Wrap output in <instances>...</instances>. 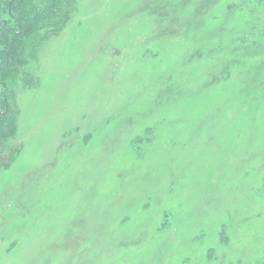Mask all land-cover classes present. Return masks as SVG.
I'll list each match as a JSON object with an SVG mask.
<instances>
[{
  "label": "rangeland",
  "instance_id": "374dc122",
  "mask_svg": "<svg viewBox=\"0 0 264 264\" xmlns=\"http://www.w3.org/2000/svg\"><path fill=\"white\" fill-rule=\"evenodd\" d=\"M76 1L15 91L0 264H262L264 35L205 52L250 1L206 27L202 0Z\"/></svg>",
  "mask_w": 264,
  "mask_h": 264
},
{
  "label": "trees",
  "instance_id": "16d2710c",
  "mask_svg": "<svg viewBox=\"0 0 264 264\" xmlns=\"http://www.w3.org/2000/svg\"><path fill=\"white\" fill-rule=\"evenodd\" d=\"M183 0H173L169 8V18L172 14L179 13L184 9L180 4ZM249 3L239 6L240 14L247 15L251 21H257L258 27H253L248 36L237 38L235 32L228 26L217 23L220 20L217 11H232L225 0H202L204 10L203 17L210 19L213 13V20L204 22L206 25L210 22L219 24V29L214 35H221L223 39L213 38L211 46L205 47V52L210 54L211 51L221 49L223 45L231 46V54L227 56L232 58L234 46L249 44L257 35H264V28L259 30V21H264L258 16L260 10H264V0H249ZM180 2V3H179ZM77 9L76 0H0V157L7 154V158L0 159V170L10 168L17 160L22 146L14 145L19 129L20 107L17 102L16 89L20 86L23 89L35 87L38 81L31 73L23 71L30 64L38 61L39 52L44 42L58 36L71 20ZM186 6L184 15L192 16L195 11L189 10ZM194 17V16H193ZM223 19L220 20L222 22ZM183 26L185 23H181ZM261 24V25H262ZM209 30H207L208 32ZM226 33V35L224 34ZM249 36H252L249 38ZM246 46V45H245ZM256 46V45H254ZM247 47V46H246ZM227 58V59H228ZM222 61H226L222 59ZM209 122L200 125L207 126ZM223 237L222 232L220 233ZM260 264V262L258 263ZM264 264V258L263 263Z\"/></svg>",
  "mask_w": 264,
  "mask_h": 264
}]
</instances>
